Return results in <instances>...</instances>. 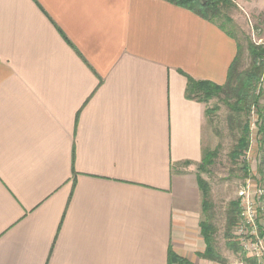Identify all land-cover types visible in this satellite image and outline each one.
<instances>
[{"label": "crops", "instance_id": "0c3cea01", "mask_svg": "<svg viewBox=\"0 0 264 264\" xmlns=\"http://www.w3.org/2000/svg\"><path fill=\"white\" fill-rule=\"evenodd\" d=\"M236 49L166 0H0V264H213L185 75L224 84Z\"/></svg>", "mask_w": 264, "mask_h": 264}, {"label": "rangeland", "instance_id": "374dc122", "mask_svg": "<svg viewBox=\"0 0 264 264\" xmlns=\"http://www.w3.org/2000/svg\"><path fill=\"white\" fill-rule=\"evenodd\" d=\"M248 14L231 2L228 6L220 7L219 17L216 18V23L223 24L226 30L234 35L238 43L236 69L239 72H243L251 64V57L247 50L248 43L264 46V12L257 15ZM233 101L234 99L228 100L229 103ZM205 105L209 110L205 121L209 136L204 149H217V155L213 164L207 167V172L199 173L210 186L211 206L202 219H207L213 225L212 245L222 258L220 261L214 260L213 264H238L244 259L241 251L235 247H229L228 241L235 242V229L239 218L230 230L231 237L227 238L226 216L231 202L238 203L240 213L241 196L239 193L246 190L250 193L262 190L263 209L261 213L264 215V166L261 163L264 154L262 150L264 134H258L259 124L255 107H251L247 115L236 113L229 108L223 95L210 99ZM263 106L264 97L262 96L259 99V108L262 109ZM262 114L264 116V112ZM245 122L249 125L250 146L244 157L233 161L229 153ZM244 162L248 167L247 174L242 168ZM259 168L262 169L261 174Z\"/></svg>", "mask_w": 264, "mask_h": 264}, {"label": "trees", "instance_id": "16d2710c", "mask_svg": "<svg viewBox=\"0 0 264 264\" xmlns=\"http://www.w3.org/2000/svg\"><path fill=\"white\" fill-rule=\"evenodd\" d=\"M174 5L183 7L192 11L199 17L216 23V18L219 17L220 7L230 5V0H166ZM222 30H224L230 37L234 38V35L226 30L223 24L216 23ZM236 55L228 67L226 81L222 85L212 83L210 81L195 80L190 76L185 75L187 83L185 89L186 98L196 100L198 102L206 104L210 99L217 98L220 95L224 96V100L229 108L236 112L247 115L250 112L251 107L257 109V123L258 134H264V119L263 112L264 106L259 108V99L264 97V90L257 92V84L263 71V57L264 46L248 43L247 50L251 57L250 66L243 72H239L236 69V63L238 60V43L236 41ZM229 99H234L232 103H229ZM263 110V111H262ZM209 110L206 108L205 114L207 115ZM249 125L247 122L240 128V135L236 140L232 150L229 153L231 160H239L244 157L250 146L249 141ZM264 144V137L262 140ZM264 150V147L262 148ZM217 155V149L214 150H202L201 160L197 165V185L201 193V211L202 217L206 216L208 209L211 206L209 200L210 186L206 180H204L199 173L207 172V167L213 164L214 158ZM264 166V154L262 162ZM188 163H184L187 165ZM242 168L247 174L248 167L244 164ZM259 173H262V169L259 168ZM200 220L199 226L201 235L205 243V251L200 254L201 257L208 258L210 260L220 261L221 256L215 251L212 245V232L213 225L208 222L207 219ZM239 209L237 202H231L229 210L226 216V237L230 238V230L232 226L238 221ZM228 246L231 248L239 249L235 242L228 241ZM168 264H190L186 259L180 258L168 252Z\"/></svg>", "mask_w": 264, "mask_h": 264}, {"label": "built area", "instance_id": "2783aa9c", "mask_svg": "<svg viewBox=\"0 0 264 264\" xmlns=\"http://www.w3.org/2000/svg\"><path fill=\"white\" fill-rule=\"evenodd\" d=\"M264 88V58L263 71L257 84V92ZM239 222L235 229V242L244 259L238 264H264V215L262 190L250 193L248 190L240 193Z\"/></svg>", "mask_w": 264, "mask_h": 264}]
</instances>
